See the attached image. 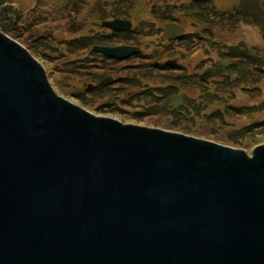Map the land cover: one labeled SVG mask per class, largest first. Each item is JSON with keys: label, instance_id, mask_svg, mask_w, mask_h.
Here are the masks:
<instances>
[{"label": "water", "instance_id": "95a60500", "mask_svg": "<svg viewBox=\"0 0 264 264\" xmlns=\"http://www.w3.org/2000/svg\"><path fill=\"white\" fill-rule=\"evenodd\" d=\"M227 66L0 0V264H264V77Z\"/></svg>", "mask_w": 264, "mask_h": 264}, {"label": "rangeland", "instance_id": "374dc122", "mask_svg": "<svg viewBox=\"0 0 264 264\" xmlns=\"http://www.w3.org/2000/svg\"><path fill=\"white\" fill-rule=\"evenodd\" d=\"M30 1L78 30L211 65L226 61L224 68L264 77V0ZM114 19L131 30L102 24ZM169 23L184 35L168 41Z\"/></svg>", "mask_w": 264, "mask_h": 264}, {"label": "trees", "instance_id": "16d2710c", "mask_svg": "<svg viewBox=\"0 0 264 264\" xmlns=\"http://www.w3.org/2000/svg\"><path fill=\"white\" fill-rule=\"evenodd\" d=\"M96 44H98V43H96ZM103 44H106V46H114L113 44H111L110 42H106V43H103ZM94 45V44H93ZM91 47V46H90ZM260 51H262V49H260L259 50V52ZM262 54L264 53L263 51L261 52ZM257 54H259V53H257ZM248 56V55H247ZM169 107L171 108L172 106H171V103H170V101H169Z\"/></svg>", "mask_w": 264, "mask_h": 264}, {"label": "flooded vegetation", "instance_id": "af4514ba", "mask_svg": "<svg viewBox=\"0 0 264 264\" xmlns=\"http://www.w3.org/2000/svg\"><path fill=\"white\" fill-rule=\"evenodd\" d=\"M116 46H117V45H116ZM102 80H103V79H102ZM92 86H93V85H91V84L88 85L89 88L92 87Z\"/></svg>", "mask_w": 264, "mask_h": 264}]
</instances>
